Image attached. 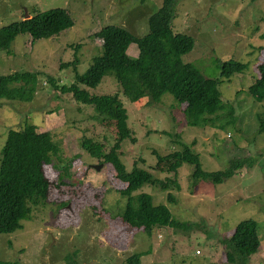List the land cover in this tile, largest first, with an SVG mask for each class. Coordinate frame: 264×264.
<instances>
[{"label": "rangeland", "instance_id": "rangeland-1", "mask_svg": "<svg viewBox=\"0 0 264 264\" xmlns=\"http://www.w3.org/2000/svg\"><path fill=\"white\" fill-rule=\"evenodd\" d=\"M162 3L0 0V27L55 7L66 9L74 22L60 34L34 42L29 33L18 34L7 52L0 51V75L38 74L34 91L22 85L29 101H20L21 86L11 85L14 100L0 99V156L9 128L51 130L62 145L53 164L45 167L51 181L48 202L34 207L32 218L22 221L21 228L0 234V264H127L131 255L143 252L140 264H230L221 240L248 218L257 221L260 238V250L248 264H264V130L259 131L264 100L257 101L249 92L264 60V0H178L172 20L174 31L193 37V49L182 56L183 62L206 78L220 80L222 99L236 107V122L220 128L188 124L172 94L165 93L157 103L148 97L132 102L111 75L88 88L91 95L118 94L123 101L136 140L122 142L120 158L128 170L137 166L162 182L172 179L167 188L145 183L132 193L146 192L154 205L168 206L177 228L161 227L148 235L116 214L127 202L121 194L125 183L83 139L101 142L107 151L115 140L114 125L60 89L73 83L75 74L83 75L101 54L95 32L116 25L145 35L149 16ZM138 52L137 44L131 43L129 55L136 57ZM75 58L74 69L68 65ZM227 60L247 68L243 74L222 78ZM183 143H194L207 171L225 169L237 158L248 160L223 183L202 181L192 188L190 164H183L177 177L173 170L156 169L157 153L183 149Z\"/></svg>", "mask_w": 264, "mask_h": 264}, {"label": "trees", "instance_id": "trees-1", "mask_svg": "<svg viewBox=\"0 0 264 264\" xmlns=\"http://www.w3.org/2000/svg\"><path fill=\"white\" fill-rule=\"evenodd\" d=\"M178 0H163L162 6L148 18V32L136 36L126 28L108 26L95 32L101 40V54L92 59V64L83 75L75 74L70 85H61L62 93L71 94L73 99L91 106L100 119L114 125L115 140L109 150L103 144L83 138L110 163L125 187L121 194L126 205L118 214L131 227L141 228L150 235L161 227H178V222L168 206L154 205L152 197L146 192L133 195L145 183L158 184L167 188L168 181H160L137 166L128 170L120 158L122 142L135 135L129 124V113L118 94L91 95L88 88L96 87L103 76H114L121 91L132 102L148 97L154 103L161 101L165 93H170L184 109L188 124L200 127H223L236 122V107L232 102L222 99L218 87L219 79L204 77L192 64L183 62L182 56L193 49V37L176 32L172 27ZM35 12V11H34ZM0 27V51L7 52L9 44L18 34L29 33L32 41L51 38L74 24L66 9L49 8L34 13ZM264 36V32L262 34ZM136 43L139 49L136 57H131L128 48ZM77 58L68 66L74 69ZM67 66V65H66ZM247 66L236 60H227L222 66L221 77L230 79L234 74H243ZM38 74L35 72H13L0 75V99H11L16 95L8 86L18 88L20 101L27 100V91L35 90ZM55 86V81H53ZM250 94L257 100H264V60L258 65V76L249 86ZM264 130V113L259 115V131ZM194 143H183V149L166 154L157 153L156 169L162 172L175 171L187 163L191 166L192 188L200 182L223 183L237 172L247 158L231 160L230 165L221 170L207 171L202 168L199 152ZM61 141L56 140L51 130H31L24 127L9 128L1 146L0 156V234L11 233L22 227V221L32 218L34 207L45 205L49 199L51 181L45 167L53 164L59 153ZM156 153V152H155ZM241 162V163H240ZM254 165V164H253ZM179 186V182H174ZM169 199L174 200L169 193ZM114 215V214H112ZM258 223L253 218L240 221L231 236L221 242L230 264H248L251 256L260 250ZM145 255V253H143ZM142 253H135L127 264H140Z\"/></svg>", "mask_w": 264, "mask_h": 264}, {"label": "water", "instance_id": "water-1", "mask_svg": "<svg viewBox=\"0 0 264 264\" xmlns=\"http://www.w3.org/2000/svg\"><path fill=\"white\" fill-rule=\"evenodd\" d=\"M27 14H28V13H27ZM27 16H28V15H27ZM100 166H101V165H94V168H95V169H98V168H100Z\"/></svg>", "mask_w": 264, "mask_h": 264}, {"label": "crops", "instance_id": "crops-1", "mask_svg": "<svg viewBox=\"0 0 264 264\" xmlns=\"http://www.w3.org/2000/svg\"><path fill=\"white\" fill-rule=\"evenodd\" d=\"M143 253H144V252H143ZM143 253H142V257H143V256H146V255H143ZM140 260H141V258H140Z\"/></svg>", "mask_w": 264, "mask_h": 264}]
</instances>
